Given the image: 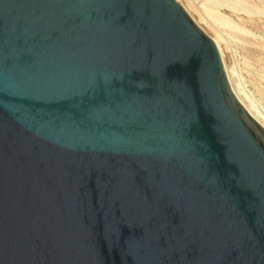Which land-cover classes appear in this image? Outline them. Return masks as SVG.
I'll return each mask as SVG.
<instances>
[{"label":"water","instance_id":"1","mask_svg":"<svg viewBox=\"0 0 264 264\" xmlns=\"http://www.w3.org/2000/svg\"><path fill=\"white\" fill-rule=\"evenodd\" d=\"M176 0H0V264H264V130Z\"/></svg>","mask_w":264,"mask_h":264},{"label":"rangeland","instance_id":"2","mask_svg":"<svg viewBox=\"0 0 264 264\" xmlns=\"http://www.w3.org/2000/svg\"><path fill=\"white\" fill-rule=\"evenodd\" d=\"M180 2L188 10V14L192 15L190 18L200 24L208 37H214L215 33L217 35L221 31L223 38L222 35L217 36L222 43L220 48L225 65L232 72V82L238 85L245 101L252 103L259 116L257 117L264 122V0H241L240 3L249 8L248 11L234 9L222 0ZM212 11L225 18L229 25L210 18Z\"/></svg>","mask_w":264,"mask_h":264},{"label":"bare ground","instance_id":"3","mask_svg":"<svg viewBox=\"0 0 264 264\" xmlns=\"http://www.w3.org/2000/svg\"><path fill=\"white\" fill-rule=\"evenodd\" d=\"M178 3H180L181 4V2H180V0H176ZM210 1V0H209ZM212 1V0H211ZM224 3H227L230 7H232V8H234V9H243V10H245V11H248L249 10V8L247 7V6H244V5H242L240 2H241V0H222ZM256 1V0H255ZM207 5V4H206ZM192 6V5H191ZM195 6V5H194ZM207 9V8H206ZM209 9V8H208ZM196 10L198 11L199 9H197V7H196ZM195 10V11H196ZM187 12H188V10H187ZM201 12V11H200ZM207 12V11H206ZM196 13V12H195ZM198 13V16H200V14H199V11L197 12ZM208 13V12H207ZM219 13V12H218ZM210 14H211V16H210V18H212V19H214L215 21H220L221 23H223V24H226V25H229V23H228V21L225 19V18H221V17H219L215 12H210ZM189 15V14H188ZM190 16V15H189ZM192 16V15H191ZM190 16V17H191ZM204 16V15H203ZM192 19V18H191ZM194 19V18H193ZM192 19V20H193ZM201 19V18H200ZM195 20V19H194ZM193 20V21H194ZM204 20H206V19H204ZM203 20V21H204ZM213 20V21H214ZM208 22V21H207ZM194 23H197V22H195L194 21ZM198 24V23H197ZM209 25H210V27H211V25L212 24H210V22L208 23ZM263 27V26H262ZM212 28V27H211ZM214 28H215V26H214ZM213 28V29H214ZM263 29H264V27H263ZM217 33H219V31L217 32ZM220 33H221V31H220ZM217 34V35H222V34ZM216 35V33H215V36L214 37H211L210 36V38L213 40V42L215 43V45H216V47H217V51H218V53H219V56H220V59L221 60H223L224 61V59H223V54H222V51H221V48H220V44L222 45V43H220V38H219V36H217ZM221 37V36H220ZM222 38H223V35H222ZM223 44H225V43H223ZM231 72V71H230ZM229 72V70L227 69V67H226V75H227V78H228V81H229V83H230V86L231 87H236L235 88V96L245 105V107L247 108V110L249 111V113H250V117H251V119H254V120H257V121H259L260 122V125H261V128H262V130H264V122L262 121V120H260L261 118H258L259 116L257 115V113H256V108L252 105V103H247V101H245L246 99L244 98V96H243V94H242V91H239V90H241V89H238V85H235L233 82H232V75H231V73ZM241 92V93H240ZM258 116V117H257Z\"/></svg>","mask_w":264,"mask_h":264}]
</instances>
